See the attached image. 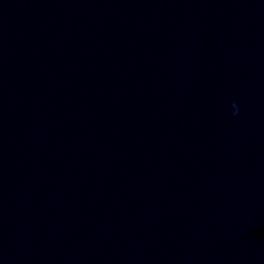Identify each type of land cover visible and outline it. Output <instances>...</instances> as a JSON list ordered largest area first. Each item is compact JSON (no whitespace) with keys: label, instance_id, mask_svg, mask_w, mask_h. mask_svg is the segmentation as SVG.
I'll return each instance as SVG.
<instances>
[{"label":"clouds","instance_id":"clouds-1","mask_svg":"<svg viewBox=\"0 0 264 264\" xmlns=\"http://www.w3.org/2000/svg\"><path fill=\"white\" fill-rule=\"evenodd\" d=\"M231 108H232V115L234 116V117H236V116H239V114H240V110H239V107H238V105H237V102L235 101V100H233L232 102H231Z\"/></svg>","mask_w":264,"mask_h":264}]
</instances>
